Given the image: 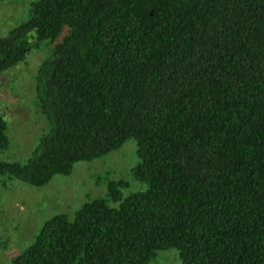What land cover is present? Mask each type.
Listing matches in <instances>:
<instances>
[{"label":"trees","instance_id":"1","mask_svg":"<svg viewBox=\"0 0 264 264\" xmlns=\"http://www.w3.org/2000/svg\"><path fill=\"white\" fill-rule=\"evenodd\" d=\"M45 47L47 132L0 178L42 188L133 141L145 190L110 182L10 264H150L170 249L180 264H264V0H35L0 38V74Z\"/></svg>","mask_w":264,"mask_h":264},{"label":"rangeland","instance_id":"2","mask_svg":"<svg viewBox=\"0 0 264 264\" xmlns=\"http://www.w3.org/2000/svg\"><path fill=\"white\" fill-rule=\"evenodd\" d=\"M35 0H7L0 3V38L26 18ZM51 47L32 50L17 66L0 74V115L10 137L9 151L2 161L23 162L48 126L35 101V76ZM138 162L136 144L126 142L118 151L90 163H78L68 176H57L42 187L34 188L16 180L0 178V264L11 261L32 244L42 225L55 215L72 218L85 203L106 198L110 182H121L122 197L144 191L132 179ZM112 207L117 203L109 202ZM150 264H180L178 252H159Z\"/></svg>","mask_w":264,"mask_h":264}]
</instances>
